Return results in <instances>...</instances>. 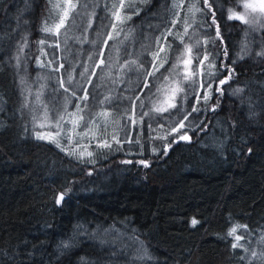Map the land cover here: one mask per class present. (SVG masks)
<instances>
[{
  "label": "trees",
  "instance_id": "1",
  "mask_svg": "<svg viewBox=\"0 0 264 264\" xmlns=\"http://www.w3.org/2000/svg\"><path fill=\"white\" fill-rule=\"evenodd\" d=\"M190 2L197 0H135L126 12L130 19L120 31L152 37L125 46L114 69L115 90L106 94L127 99L123 112L134 108L140 118L132 130L122 118L116 129L119 143L107 139L111 147L91 145L92 155L80 159L76 140L69 144L67 135L57 138L60 147L38 140L42 130L31 126L25 108L27 91L48 86L34 82L38 75L59 76L61 63L51 58L61 42L54 1L0 0V264H264V57L257 55L264 50V28L228 20L234 0H216L221 42L202 0L203 11L194 18ZM99 3L103 6L92 8L76 29L82 33L89 23V40L105 19L106 0ZM46 27L52 31L45 32ZM192 32H197L194 43L188 36ZM162 37L179 50L173 55L165 47L160 55H167V62L154 61ZM197 42L193 53L203 59L207 49L217 72L207 77L210 98L199 102L196 96L206 94L200 87L201 66L192 61L198 70L195 85L184 78L185 64L179 65V75L173 68L185 44ZM74 45L91 51L87 42ZM154 63L163 66L154 71ZM229 69L232 78L219 85ZM174 78L183 86L177 107L141 116L138 102L150 99L145 108L154 109L150 102L162 99L158 90ZM187 113L183 122L188 126L170 135L169 125L175 121L178 127ZM130 130L131 142L125 143ZM182 133L190 140L175 139ZM59 193L65 194L60 206ZM236 225L242 247L233 249L236 241L227 233Z\"/></svg>",
  "mask_w": 264,
  "mask_h": 264
},
{
  "label": "rangeland",
  "instance_id": "2",
  "mask_svg": "<svg viewBox=\"0 0 264 264\" xmlns=\"http://www.w3.org/2000/svg\"><path fill=\"white\" fill-rule=\"evenodd\" d=\"M53 1L61 19L65 11L66 0ZM100 1L103 2V0H72V3H74L76 7L70 11L64 26L59 28L61 32V42L57 44L58 48L56 53H52L51 55V58L54 60L57 58L58 63H61L59 67V76L55 79L52 77L53 74L50 73L38 75L34 79V82L41 83L42 85L48 84V86L46 89H43L42 86L41 88L39 87L27 91L30 95V99H25V108L29 112L30 120H32L31 126L33 128L41 129L42 133L45 135H47L48 132L55 134L58 130L56 122L60 121L61 116H63L64 119L60 122L62 128L67 131L62 130L61 135L56 137V139L60 137L62 139L67 135V137L69 136V138H71V144L76 140L77 147L80 152H84V156H87V152H90L89 147L91 145L98 146L96 138H99L102 134H105L106 137L101 140V142L105 140L108 141L107 139H113L114 136L116 137V129L120 125L122 118H125L124 120H129L128 123L131 130L136 124V119H138V117L140 118L134 108L129 111L127 110V112H123L124 103L125 101L127 102V99L115 97L113 91L111 94H106V91H108V89L115 90V85L112 82L115 77L114 69L117 62L120 60L119 57L123 56L125 52V46H127L131 40L137 44L141 36L146 39L152 37L151 34L142 35L140 31H131L130 29L124 28L122 31L119 30V26H122L125 22L118 23L116 17L113 15L114 11H119L121 15H127L126 12L129 8L121 9L119 5H132L135 0H106L105 19H103V24L98 27V31L93 39L89 40L87 32L89 23L82 33L76 32L77 28L81 29L82 26H84V21L87 15L89 16L91 13L92 8L96 9L102 5V3H99ZM113 5L117 6L116 9L113 8ZM113 24H116L115 29L113 28ZM188 36L189 40H192L197 36V32L189 33ZM76 37H81L79 42L75 39ZM109 37H111V39L113 38L114 41L110 42L108 46L107 44L111 40ZM86 42L89 44L88 46L91 51L75 48L74 44H85ZM191 43H194V39ZM188 45L192 46L190 44ZM61 65H63L62 67L64 68L62 72H60L62 68ZM181 74H183V72ZM175 78L177 79L178 77ZM175 78L166 84L164 83L163 87L158 90L162 99H153V101L150 102V104H152L151 107L154 103L163 100L157 107L163 108L162 105L164 104L167 108L168 105L173 102L172 96L175 89L177 87H183L181 84L182 82L177 81ZM191 79L193 78L191 77ZM56 83L59 84V88L56 87V89H52L50 86ZM62 83L63 86H61ZM65 89H68V91H65ZM61 90L65 94H61ZM155 92L156 91H154V93ZM179 93H176V99H178L177 95ZM85 97L87 98L85 99ZM106 98L109 99L106 100ZM148 101H150V99H143L138 102V109L140 104H143L142 111L140 112L143 117H151L158 113L151 108L150 111L146 110L145 104L148 103ZM77 106H80L82 109L81 112H77ZM146 112L149 113V115L144 116L143 113ZM105 114H107V117ZM81 116L85 118L83 121L80 120ZM133 121H135V123H133ZM74 122H79L81 126L76 127ZM85 123H87V128L83 126ZM41 125L44 126L41 127ZM131 130L125 143L131 142ZM119 237H121V235Z\"/></svg>",
  "mask_w": 264,
  "mask_h": 264
},
{
  "label": "snow or ice",
  "instance_id": "3",
  "mask_svg": "<svg viewBox=\"0 0 264 264\" xmlns=\"http://www.w3.org/2000/svg\"><path fill=\"white\" fill-rule=\"evenodd\" d=\"M203 3V7L207 8L211 13H212V24L216 26V39L220 40L221 42H223L222 39V34H221V26L220 24L217 23V19H216V12L214 11V4L216 3V0H202ZM239 5V8L242 9L241 10H237V6ZM179 7H183V5H178ZM76 7V5L74 3H72V0H66V5H65V11L63 13V16L61 17L59 24L57 25L56 31L57 33L59 32V28L64 26L65 21L68 19L69 17V13L72 9H74ZM116 5H113V8L116 9ZM133 7V5L128 4H120L119 8L123 9V8H131ZM189 10L192 13L193 18L195 17V14L197 12H202L203 9L201 7H199V0H197L196 3H189ZM228 16L227 19L232 21H239L241 24H245L248 25L249 28H254L255 26H259L261 28H264V0H234V3L232 6H230L228 8ZM113 15L116 17V20L118 23H124L126 19H130V16L125 15H121V13L119 11H114ZM176 21H173V24L175 25ZM116 24H113V28L115 29ZM45 32H51L52 29L50 28H45L44 29ZM245 31V35L247 38V30ZM184 34H187V27H185L184 29ZM169 35H172L171 31H169ZM182 43H184V39L183 36H179L178 37ZM109 39H111V37H109ZM162 40H164V43L160 45L159 50L157 52H155L154 55V61L155 60H163L164 62H167L168 60V56L165 55L163 57H161L160 53L165 51V47H167L169 50H171L173 52V55H176V53L179 51L178 49H173L172 48V44L170 42H167V38L166 37H162ZM41 43H44V41L42 40ZM204 44L207 45L208 44V40L205 39L204 40ZM193 47H199V42H197L196 45H192L189 46L188 44H185V49L183 52H180V54L176 57V63L173 65V68L177 71V75H179V65L180 64H185L186 65V69H185V75L184 78L185 79H190L191 77H194L197 75V69H193L191 67L192 65V61L196 60L197 64L200 67L199 72L200 75L204 76L205 79L200 83V87L205 89V95L203 96H196V100L197 102H199L201 99L204 101H207L210 96L211 93L208 92L207 90L210 89L212 87V83H210L207 79V77H214L217 75V72L215 70V61L214 60H209V56L207 54V49H205V53L203 54V59H200L201 53L200 52H196L193 53ZM247 51V45H245L244 48H242V52H246ZM185 53L187 54V59H185ZM227 55V52L225 51V56ZM258 56L264 57V50L260 51L257 53ZM205 61H208V64L205 65ZM63 65H61L62 67ZM163 65L160 64L159 66H157L155 63L153 64V68L154 71H159V67H162ZM147 75L151 76L153 75L152 72H148ZM232 71L231 69H229V75L227 78L225 79H221L219 81V85H224L228 82L229 79L232 78ZM192 85H195L196 81L193 79L191 81ZM61 86H63V83L61 84ZM145 87H148V85L146 84ZM65 91H68V89H65ZM180 91H183L182 88L177 87L175 89V92L172 96V103H170L168 105L169 108H176L177 104H176V93H179ZM216 91L220 92L221 95L223 94V89L221 87H217ZM242 91L241 89L237 90ZM87 97H85L86 99ZM109 98H106V100H108ZM103 103V102H102ZM141 107H143V104H141ZM154 110L157 112H162V111H167L168 108H159L156 107L155 104L153 105ZM213 111H215V107H213L212 109ZM82 109L80 108V106H77V112H81ZM192 111H198L197 108H193ZM69 115H73V114H69ZM99 115V114H97ZM144 116L149 115V113H143ZM191 115V113H187L184 115L183 119L181 121L178 122V127H177V122H173L172 124L169 125V134H173V133H177L179 132L181 129L187 127L188 125H185V123L183 122L184 120L188 119V116ZM105 116L107 117V114H105ZM63 116H61L60 121H63ZM85 118L83 116L80 117V120L83 121ZM60 121L56 122V126H57V131L55 134H53L52 132H48L47 135L43 134V133H37L36 134V138L38 140H44V139H48L50 142H55L57 144L58 147H60V143L59 141L56 139V137H59L61 135V131H67L64 130L62 128V124ZM133 123H135V121H133ZM76 127H80V123L79 122H74ZM44 125H41V127H43ZM85 128H87V123H85L83 125ZM114 140H116L117 143H119V140L114 136L113 137ZM175 139L178 140H184V141H189L190 137L186 134V133H182L180 134L178 137H176ZM174 141L172 142H175ZM71 140H69V144H71ZM169 142L168 145L165 146V153L167 151V148L171 146V143ZM98 147L101 148H105V147H111V145L105 140L102 142H98ZM62 150H67L66 148H62ZM155 151V149H154ZM70 155H75V150L69 152ZM87 155L90 157L92 155L91 152H87ZM79 158L83 159L84 158V152H80L79 153ZM131 161H125V163H130ZM144 163V166L147 167L148 164L146 162H141ZM64 193H61L59 198L57 199V204L61 203V201L64 199ZM197 223V221L195 219L192 220V224L195 225ZM240 225H236L233 226L229 232L227 233L228 236H232L235 239V243H232L231 247L233 249H236L238 247H242V245L239 243V241L241 240V235L237 234V230L238 228H240ZM65 247H69L70 245L65 243L64 245Z\"/></svg>",
  "mask_w": 264,
  "mask_h": 264
},
{
  "label": "water",
  "instance_id": "4",
  "mask_svg": "<svg viewBox=\"0 0 264 264\" xmlns=\"http://www.w3.org/2000/svg\"><path fill=\"white\" fill-rule=\"evenodd\" d=\"M60 194H61V193H59V194L57 195V197H56V201H57V199L59 198ZM63 200H64V199H63ZM63 200L61 201V203L63 202ZM61 203L57 204V202H56V204H57L58 206H60Z\"/></svg>",
  "mask_w": 264,
  "mask_h": 264
}]
</instances>
